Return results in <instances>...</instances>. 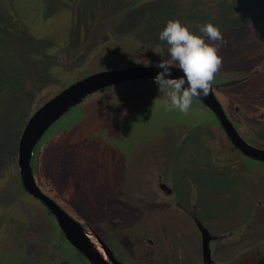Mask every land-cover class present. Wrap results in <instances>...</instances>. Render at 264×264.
<instances>
[{
    "label": "rangeland",
    "instance_id": "1",
    "mask_svg": "<svg viewBox=\"0 0 264 264\" xmlns=\"http://www.w3.org/2000/svg\"><path fill=\"white\" fill-rule=\"evenodd\" d=\"M170 19L198 35L205 23L220 29L222 81L239 75L234 63L248 50H264V0H0V264H89L24 191L20 135L34 112L68 85L168 60L159 33ZM129 83L135 85L99 90L51 125L33 153L40 149L39 183L54 188L55 202L73 220H88L99 233L102 221L118 216V238L139 242L135 259L122 264H196L194 224L144 198L149 176L162 172L185 205L196 199L213 235L232 233L210 243L214 264H255L264 252V161L231 148L215 116L194 98L183 114L168 109L157 83ZM229 119L242 139L264 150L259 119H245L246 129L234 115ZM110 204L118 210L111 213ZM146 239L154 242L150 259L141 249Z\"/></svg>",
    "mask_w": 264,
    "mask_h": 264
},
{
    "label": "water",
    "instance_id": "2",
    "mask_svg": "<svg viewBox=\"0 0 264 264\" xmlns=\"http://www.w3.org/2000/svg\"><path fill=\"white\" fill-rule=\"evenodd\" d=\"M163 69L157 66H135L101 71L78 80L38 108L27 121L19 139L17 148V167L24 190L33 198L42 202L55 217L58 227L65 239L90 264H122L117 261L110 249L99 239L89 227L73 220L53 200L44 195L36 185L30 165L33 151L45 132L72 107L82 103L85 98L99 90L134 80L155 81V77ZM170 77L178 79L183 72L177 67L170 68ZM187 84L185 85V87ZM201 101L219 120L231 143L244 155L264 161V150L247 145L237 134L225 116L221 106L210 90L207 96L194 97ZM201 232L202 264H212L209 243L214 238L207 231L198 227Z\"/></svg>",
    "mask_w": 264,
    "mask_h": 264
},
{
    "label": "flooded vegetation",
    "instance_id": "3",
    "mask_svg": "<svg viewBox=\"0 0 264 264\" xmlns=\"http://www.w3.org/2000/svg\"><path fill=\"white\" fill-rule=\"evenodd\" d=\"M251 53H252V55H250ZM243 58H244V56L240 59L241 61H239L238 63H234V64H236L237 67L239 66L236 69L238 71L239 75L235 76V77L233 75L232 77L227 78V80L222 81L223 77L221 75H219L221 73V71H219L216 74L217 77L215 78V80L212 84L211 91H212L215 99L217 100V102L221 106V109L224 112L227 119L230 121L229 115H234L235 118L237 119V123L239 124V128L246 129L250 125V122H249V125L245 122V119L247 120L248 117H254L255 118L254 120L259 119V120H256L257 123L264 124V94L258 93L259 91H261L262 87H264V81H263L262 76H261L264 73V50H262L258 46H255V48H253V50L251 52H250V50H248L246 52L245 58L244 59ZM149 81L150 80H134V81H128V84H134V83H129V82L137 83V82H149ZM256 81H258V82H256ZM152 82H155V81H152ZM124 83H127V82H122V83H119L117 85H122ZM194 99L201 103V101L198 100L197 98H194ZM203 108L208 109L205 106L201 107L202 110H203ZM215 118L217 119L216 116H215ZM217 121H218V125H219L220 129L222 130V133L224 134V136H225L226 140L228 141V143L230 144L231 148H233L234 150H238L242 155H244L237 147H235L231 143L229 137L226 135V133H225V131H224L223 127L221 126L218 119H217ZM230 123L232 124L231 121H230ZM232 126L236 130L234 124H232ZM236 132H237V130H236ZM237 134H238V132H237ZM242 140L247 145L251 146L244 139H242ZM39 151H40V149L37 151V153L35 155H33L35 157L33 167H32L31 162H30L32 172H33V177H34L36 185L39 187L40 191L44 195H47L51 200H53L55 202V196L56 195L54 194V192H55L53 190L54 188L46 189L41 183H39L38 178H37L38 177L37 162H38V159L40 156ZM33 153H34V151H33ZM33 156H32V158H33ZM244 156L248 157L246 155H244ZM249 158H251V157H249ZM251 159H254V158H251ZM254 160H256V159H254ZM257 161H259V160H257ZM151 177H152V179H150ZM169 181L170 180H168L165 176H163L162 172L159 174L149 176L148 182H149V185L151 186L150 190H152V192L147 189L148 194L146 196H144V198H147V200H148V198H150L151 199L150 202H153L154 206H156V207H159V208L160 207L161 208L167 207L170 209H173V208L176 209L178 212L185 215V217L188 218V220L194 224V226L198 232V235H199V237H198L199 246H198V244H196L198 246V248H197L198 258L196 260V264H202V255H201V240L202 239H201V232H200L198 227L205 229L207 231L208 235L210 237L214 238L213 240L211 238L209 239V240H211L210 243L212 241H217V242L226 241L227 239H229L232 236V233L228 232V233H224V234L213 235L209 231V229L204 225V222L198 216V205H197L196 199H194L193 204H191L190 206L185 205L184 202H182L179 199V197L176 196L175 189H174L172 183ZM142 203H143V200H142L141 204ZM42 205L48 211L47 213H49L51 216H53L51 214V212L48 210V208L43 203H42ZM66 205L69 206L73 211H76V210H74L75 207L72 204L66 203ZM108 206L110 208L111 213H112V211L118 210V208H115L114 205L110 204ZM105 207H106V201L103 202V209ZM131 209L134 210L135 212H137L138 214H142L141 212H139V209H137L136 207H130L129 210H131ZM117 212H119L121 214H126L130 218L135 217L133 215L131 216L129 214V212H126V213H122L120 211H117ZM117 212H114V213H117ZM75 214H77V213H75ZM54 219H55V217H54ZM112 219H114L113 220L114 222H112V220L109 223H107L106 221H102L101 223H103V224L98 225V227L102 230L100 233L93 230L94 227H92L93 225H91L89 222H87L88 220L87 221H79V223H81L84 226H89L95 232V234H97L99 239L110 249V251L113 253V255L117 261L120 262V259L123 261H129V260L133 261L135 259L133 254L139 250L137 247L139 242H137L135 244L132 241L130 243H126L125 241H123V240H126L125 237L118 238V235L116 233V228L118 227L117 220H119L120 218H118V216L114 215L112 217ZM55 221H56V219H55ZM56 224H57V221H56ZM57 226H58V224H57ZM149 241H151V242H149ZM143 242L146 243L147 246L141 247V249L142 250L148 249V251H149L148 255H149V259H150V255H151V251H152L151 248L153 247L154 242L152 240L146 239V240H142L140 242V244H142ZM210 243H209V248H210ZM210 252H211L212 264H214L211 249H210Z\"/></svg>",
    "mask_w": 264,
    "mask_h": 264
},
{
    "label": "clouds",
    "instance_id": "4",
    "mask_svg": "<svg viewBox=\"0 0 264 264\" xmlns=\"http://www.w3.org/2000/svg\"><path fill=\"white\" fill-rule=\"evenodd\" d=\"M199 35L193 33L179 20H168L159 33L166 42L169 59L157 65L163 69L155 77L159 91L167 97L168 109L187 114L194 97L207 96L223 58L218 55L224 39L220 29L212 23L198 25ZM183 72L178 79L170 77V68ZM187 86L185 87V85Z\"/></svg>",
    "mask_w": 264,
    "mask_h": 264
},
{
    "label": "trees",
    "instance_id": "5",
    "mask_svg": "<svg viewBox=\"0 0 264 264\" xmlns=\"http://www.w3.org/2000/svg\"><path fill=\"white\" fill-rule=\"evenodd\" d=\"M69 86V85H68ZM67 86V87H68ZM66 88V87H65ZM64 88V89H65ZM61 92V91H60ZM255 264H264V252L261 254V256L258 258Z\"/></svg>",
    "mask_w": 264,
    "mask_h": 264
}]
</instances>
